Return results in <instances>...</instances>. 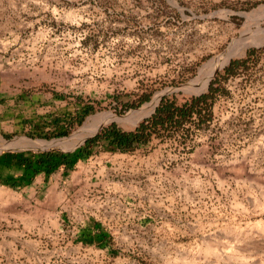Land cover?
<instances>
[{
  "label": "rangeland",
  "instance_id": "1",
  "mask_svg": "<svg viewBox=\"0 0 264 264\" xmlns=\"http://www.w3.org/2000/svg\"><path fill=\"white\" fill-rule=\"evenodd\" d=\"M260 5L0 0V169L10 188L0 187V264H264V44L230 58L206 89H184ZM210 84L203 120L126 150L111 143L162 97L181 104ZM156 95L133 125L47 145ZM17 137L48 143L6 145ZM45 151L70 156L11 187Z\"/></svg>",
  "mask_w": 264,
  "mask_h": 264
},
{
  "label": "trees",
  "instance_id": "2",
  "mask_svg": "<svg viewBox=\"0 0 264 264\" xmlns=\"http://www.w3.org/2000/svg\"><path fill=\"white\" fill-rule=\"evenodd\" d=\"M237 63H239V61H232L226 70H229L230 67ZM208 89L207 92L193 96L181 104H177L174 99H170L166 96L162 97L154 112L149 117L143 119L133 130H118L114 132L111 143L121 150H126L130 147L138 146L147 142L154 133L159 134L161 129H166L172 125H181L190 120L193 116L199 121L203 120L205 116L203 108L208 104V101L212 98L214 92L212 84H210ZM110 132H113V129L112 131L110 128L109 131L107 129L102 130L99 134H96L93 138H89L86 142L101 138L102 136H109ZM69 156L70 154H59V152L56 151H45L40 154V157L34 156L35 159L31 160L27 167L18 176L20 177L19 184L21 186L27 184L31 178L39 172L54 169L62 160L68 159ZM18 177L16 181H13V184H10V186L18 184ZM5 179L6 178L1 177L0 174V184L7 183L8 181H5Z\"/></svg>",
  "mask_w": 264,
  "mask_h": 264
},
{
  "label": "bare ground",
  "instance_id": "3",
  "mask_svg": "<svg viewBox=\"0 0 264 264\" xmlns=\"http://www.w3.org/2000/svg\"><path fill=\"white\" fill-rule=\"evenodd\" d=\"M244 16L246 20L244 23V28L240 32V36L233 39V41L228 45L223 53L208 60L200 68L198 75L190 82V87L184 88L185 90L191 92H200L206 89L209 84V80L213 77L215 72L225 65L230 58L244 54L245 50L250 46H260L264 44V26L261 25V21L264 19V5H260L251 12L245 13ZM158 99L159 96L156 95L151 103L145 104L143 107L135 109L125 116H117L111 112L96 113L90 117L89 124L80 129L79 133L71 137V139H66L63 141L53 140L52 143H48V141H46L48 143L47 145L62 144L63 147L74 146L78 142H81L86 136L93 132L95 133L104 124L111 121H118L119 123H131L133 125L153 110L156 102H158ZM21 142H25L26 145L33 147L44 146L46 143H40L36 140L17 137V139L6 143V145L13 146L15 144H20Z\"/></svg>",
  "mask_w": 264,
  "mask_h": 264
},
{
  "label": "crops",
  "instance_id": "4",
  "mask_svg": "<svg viewBox=\"0 0 264 264\" xmlns=\"http://www.w3.org/2000/svg\"><path fill=\"white\" fill-rule=\"evenodd\" d=\"M6 173H8L7 171H6ZM5 170L4 171H1L0 170V174H1V177H3V178H5ZM20 175V174H19ZM7 176V175H6ZM19 182H20V177H18V184H16L15 186H11V187H21V185L19 184ZM3 183H5V182H3ZM24 186V185H23ZM0 187H2V188H7V189H10V188H8V186H6V183L5 184H0ZM10 187V186H9Z\"/></svg>",
  "mask_w": 264,
  "mask_h": 264
},
{
  "label": "water",
  "instance_id": "5",
  "mask_svg": "<svg viewBox=\"0 0 264 264\" xmlns=\"http://www.w3.org/2000/svg\"><path fill=\"white\" fill-rule=\"evenodd\" d=\"M189 85V84H188Z\"/></svg>",
  "mask_w": 264,
  "mask_h": 264
}]
</instances>
